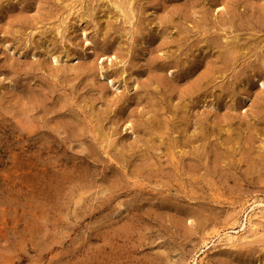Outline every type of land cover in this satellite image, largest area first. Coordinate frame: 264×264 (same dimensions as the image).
Segmentation results:
<instances>
[{
	"label": "rangeland",
	"instance_id": "obj_1",
	"mask_svg": "<svg viewBox=\"0 0 264 264\" xmlns=\"http://www.w3.org/2000/svg\"><path fill=\"white\" fill-rule=\"evenodd\" d=\"M262 3L0 0V264H264V76L152 79Z\"/></svg>",
	"mask_w": 264,
	"mask_h": 264
},
{
	"label": "bare ground",
	"instance_id": "obj_2",
	"mask_svg": "<svg viewBox=\"0 0 264 264\" xmlns=\"http://www.w3.org/2000/svg\"><path fill=\"white\" fill-rule=\"evenodd\" d=\"M200 0H196V2H198ZM209 1V0H208ZM228 1V0H227ZM255 1L257 0H251V3H255ZM261 1V0H260ZM211 2V1H210ZM217 2V1H216ZM231 2V1H230ZM213 3V2H212ZM215 3V2H214ZM233 3V2H232ZM237 3V1H236ZM239 3H242L239 1ZM245 3V2H244ZM250 3V2H248ZM211 4V3H210ZM234 5H236L235 3H233ZM246 4V3H245ZM231 6V5H230ZM250 6V5H249ZM229 7V6H228ZM240 7V6H239ZM245 7V6H244ZM243 7V8H244ZM255 7V6H253ZM257 7L259 10V15L261 14V16H257V19L255 20L254 24L251 25L252 23L247 22V24L241 22L238 27L241 28H246L249 27L251 30L253 28H259V29H264V4H260ZM204 8V7H203ZM208 8V7H207ZM213 8V7H212ZM238 8V7H237ZM248 8V6L246 7ZM251 8V7H250ZM184 9V8H183ZM195 9V8H194ZM232 9V8H231ZM235 9V8H234ZM257 9V8H256ZM255 9V10H256ZM230 10V9H229ZM233 10V9H232ZM240 10V9H239ZM249 10V8H248ZM206 11V8H205ZM234 11V10H233ZM232 11V12H233ZM246 11V10H245ZM252 11V9H251ZM250 11V13H251ZM218 12V11H217ZM241 12V11H239ZM236 13V12H234ZM255 14V12H253ZM225 14V13H224ZM230 14V13H229ZM125 15V13H124ZM191 15V14H190ZM200 15V14H199ZM249 15V14H247ZM186 16V15H184ZM190 17V16H189ZM221 17V16H220ZM232 17V14H231ZM239 17V16H238ZM245 17V16H244ZM243 17V18H244ZM205 18V17H204ZM229 18V17H226ZM255 18V17H254ZM234 20V18H232ZM236 19V18H235ZM242 19V18H241ZM240 20V19H239ZM243 20V19H242ZM245 20V19H244ZM210 21V20H209ZM216 21V20H215ZM229 21V20H228ZM235 21V20H234ZM232 22V21H231ZM237 22V21H236ZM203 23V21H202ZM209 23V22H208ZM217 23V22H216ZM229 23V22H228ZM204 24V23H203ZM213 24V23H212ZM215 24V23H214ZM231 24V23H230ZM218 25V24H217ZM203 26V25H202ZM215 26V25H214ZM160 27V26H159ZM207 28V27H206ZM217 28V27H216ZM208 29V28H207ZM231 29V27H230ZM238 29V30H240ZM248 29V28H247ZM212 30H214V28H212ZM257 32V31H256ZM198 34V33H197ZM203 34V33H202ZM253 34V33H252ZM206 35V34H205ZM210 35V34H209ZM213 36V34H211ZM215 35V34H214ZM218 35V34H217ZM220 35V34H219ZM237 35V34H236ZM257 35V34H256ZM255 35V36H256ZM253 36V35H252ZM255 36H253V39L250 40L247 39L244 42H241L240 39H236V41L232 42V43H222V42H214L212 44H207V48H209L210 50H212L214 53L211 54L210 57H207V54L204 55L203 58H200L198 55L197 57H194L195 59L192 61L191 65H183L181 63L180 60L175 59L176 57L174 55V51L173 53L169 54L165 60H163L162 58L156 56L155 59L158 61H155L153 63V68L156 69L155 70V74L152 75V79L156 80V82H158L160 85L164 84V82H166V85L169 84L170 82H172V80H178V81H185V83H189V85H187L184 89L180 90L179 92L182 94H187L186 92H189V95H193L195 94V92H202V86L205 83H209L210 81L216 80V78H218L219 76H221L223 73H225L227 70H229L230 68H234L242 59L248 60V68L250 69V71L252 72V74H248V76H250L251 78H255V76H257L259 79H261L264 76V72H263V68L261 66L262 69H259V67H255V64H253L251 62V57L252 56H258L264 59V45L260 47V42L261 40H259V38L257 39ZM182 37V36H181ZM198 37V36H197ZM203 37V36H202ZM251 37V36H249ZM201 38V37H200ZM221 38V37H220ZM226 38V37H225ZM247 38V37H246ZM264 38V37H263ZM186 39V38H185ZM216 39V38H215ZM230 38H228L227 40H229ZM262 39V38H261ZM200 40V39H199ZM263 40V39H262ZM166 41V40H165ZM179 41V40H178ZM233 41V40H232ZM181 42V41H180ZM183 42V41H182ZM203 43V41H202ZM206 43V42H205ZM174 44V43H173ZM260 44V45H259ZM171 45V44H170ZM205 46V45H204ZM177 47V46H176ZM203 47V45H202ZM163 48L162 45L160 47H158V49ZM168 48V47H167ZM180 48V47H179ZM198 48V47H197ZM200 48V46H199ZM204 48V47H203ZM157 49V51H158ZM208 49V50H209ZM171 50V49H170ZM187 50V49H186ZM201 50V49H200ZM199 50V52H200ZM204 50V49H203ZM180 51V50H179ZM188 51V50H187ZM196 52V51H195ZM203 52V51H202ZM205 52V50H204ZM170 53V52H169ZM192 53V52H191ZM201 53V52H200ZM165 54V53H164ZM251 54V55H250ZM250 55V56H249ZM154 56V55H153ZM178 56V55H176ZM257 58V57H256ZM205 59V64H204V60ZM184 61V60H183ZM256 61V60H254ZM264 62V61H263ZM241 64H246V61H241ZM149 65V64H148ZM181 65H183V67L181 68ZM205 65V66H204ZM204 66V70L201 71L199 73V75L197 76V79H193L194 81H190L192 79V77L196 74L197 72ZM251 67V68H249ZM168 68H175V74L172 75L170 78L166 77L163 72L168 69ZM243 68V67H242ZM159 70L163 71L162 73H158ZM169 70V69H168ZM231 71V70H230ZM235 71V69H234ZM235 73V72H234ZM150 77V76H149ZM223 78V77H222ZM226 78V77H225ZM249 79V78H248ZM165 80V81H164ZM164 81V82H163ZM237 81V80H236ZM143 85V84H142ZM209 85V84H208ZM262 86H264V83L262 82ZM177 87H173V89L175 90ZM178 89V88H177ZM230 90V89H228ZM263 92V91H262ZM260 94V93H259ZM182 98V97H181ZM190 98V97H189ZM191 99V98H190ZM188 100V99H187ZM263 101H264V97H263ZM161 102V101H160ZM182 105V104H181ZM179 106V105H177ZM188 106V105H187ZM229 106V105H228ZM182 111V110H181ZM151 114V113H150ZM172 116V115H171ZM167 118V117H165ZM166 120V119H165ZM184 126V125H183ZM170 127V126H169ZM135 129V128H134ZM146 129V128H145ZM176 129V128H175ZM188 129V128H187ZM179 130V129H178ZM147 131V130H146ZM168 131V130H167ZM175 132V131H174ZM185 133V130L183 131ZM158 134V133H157ZM196 134V133H195ZM201 134V132L199 133ZM152 136V135H151ZM158 136V135H157ZM167 136V135H166ZM149 137V136H148ZM189 138V137H188ZM190 141V140H189ZM197 141V140H195ZM188 140H184V143H187ZM186 146V145H185ZM182 148V147H181ZM171 151V150H170ZM173 152V151H172ZM172 154V153H171ZM187 154V153H186ZM174 156V155H173ZM175 158V157H174ZM240 239L238 237L235 236H228L227 238V242L230 245H233L234 243L238 242Z\"/></svg>",
	"mask_w": 264,
	"mask_h": 264
}]
</instances>
